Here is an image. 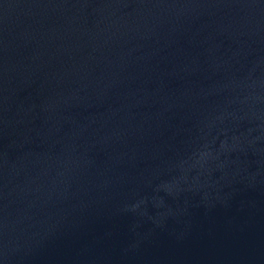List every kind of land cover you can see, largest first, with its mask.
<instances>
[{
	"label": "water",
	"instance_id": "95a60500",
	"mask_svg": "<svg viewBox=\"0 0 264 264\" xmlns=\"http://www.w3.org/2000/svg\"><path fill=\"white\" fill-rule=\"evenodd\" d=\"M0 264H264V0H0Z\"/></svg>",
	"mask_w": 264,
	"mask_h": 264
}]
</instances>
